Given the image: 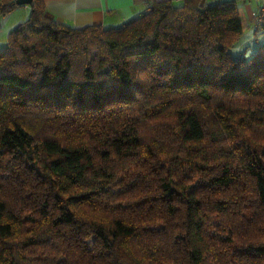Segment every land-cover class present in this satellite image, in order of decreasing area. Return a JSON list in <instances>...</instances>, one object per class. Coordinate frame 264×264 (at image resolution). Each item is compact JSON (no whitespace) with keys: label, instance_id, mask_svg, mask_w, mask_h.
Instances as JSON below:
<instances>
[{"label":"trees","instance_id":"obj_1","mask_svg":"<svg viewBox=\"0 0 264 264\" xmlns=\"http://www.w3.org/2000/svg\"><path fill=\"white\" fill-rule=\"evenodd\" d=\"M29 6L0 47V264H264V40L238 50L236 1L108 28Z\"/></svg>","mask_w":264,"mask_h":264},{"label":"crops","instance_id":"obj_2","mask_svg":"<svg viewBox=\"0 0 264 264\" xmlns=\"http://www.w3.org/2000/svg\"><path fill=\"white\" fill-rule=\"evenodd\" d=\"M172 1L175 4L182 2V0ZM235 1L243 27L242 40L238 50L249 55L264 40V24L255 26V15L264 0ZM149 2L150 0H43L46 17L76 28L91 24L101 25L105 28L117 27L138 16ZM22 7L24 9L22 11H25V15H22L24 17H18L20 14L18 15L16 8L0 17V47L5 45L7 33L27 18L30 6Z\"/></svg>","mask_w":264,"mask_h":264},{"label":"built area","instance_id":"obj_3","mask_svg":"<svg viewBox=\"0 0 264 264\" xmlns=\"http://www.w3.org/2000/svg\"><path fill=\"white\" fill-rule=\"evenodd\" d=\"M262 22H264V3L260 5L259 10L255 15V26H258Z\"/></svg>","mask_w":264,"mask_h":264},{"label":"rangeland","instance_id":"obj_4","mask_svg":"<svg viewBox=\"0 0 264 264\" xmlns=\"http://www.w3.org/2000/svg\"><path fill=\"white\" fill-rule=\"evenodd\" d=\"M22 6H27V5H19V6H17L16 9H15V10H17L16 12H18V15L20 14V16H18V17H24V16H22V15H25V14H24L25 11H22V10H24ZM28 6H29V5H28ZM29 8H30V7H29ZM19 12H20V13H19ZM14 14H15V13H14ZM28 15H29V13H28ZM21 19H23V18H21Z\"/></svg>","mask_w":264,"mask_h":264},{"label":"water","instance_id":"obj_5","mask_svg":"<svg viewBox=\"0 0 264 264\" xmlns=\"http://www.w3.org/2000/svg\"><path fill=\"white\" fill-rule=\"evenodd\" d=\"M17 5H30L32 0H14Z\"/></svg>","mask_w":264,"mask_h":264}]
</instances>
